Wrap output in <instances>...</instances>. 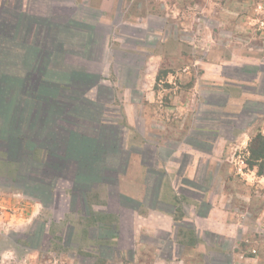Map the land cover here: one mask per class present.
<instances>
[{"label":"rangeland","instance_id":"374dc122","mask_svg":"<svg viewBox=\"0 0 264 264\" xmlns=\"http://www.w3.org/2000/svg\"><path fill=\"white\" fill-rule=\"evenodd\" d=\"M34 1L20 3L29 10ZM39 1L72 9L61 26L71 21L94 28L91 44L86 29L65 33V58L98 81L71 97L55 89L61 65L50 56L39 81L27 82L22 64H0V264H212V257L213 264H264V176L247 165L252 141L264 136V0ZM44 69L51 71L48 85L42 84ZM33 92L40 99L30 97ZM38 100L52 104L48 113L73 104L83 110L82 100L101 102L99 126L91 119L84 126L79 113L73 124L63 112L60 126L48 129ZM214 111L226 125L218 135V120L203 121ZM110 124L124 126L128 146L207 138V148L197 146L204 156L194 179L174 177L168 185L175 191L168 200L177 204L176 254L184 246L174 262L168 241L161 258L155 249L165 233L142 234L144 250L153 248L155 256H134L130 229L141 210L114 195L121 177L106 174L109 154L96 147L94 155L90 140L105 135L100 125ZM54 138L55 144L64 140L60 152L47 148ZM131 148L134 157L138 150ZM31 152L43 161L34 170ZM179 163L182 168L186 160ZM109 202L125 208L123 216ZM122 222L128 234L120 239Z\"/></svg>","mask_w":264,"mask_h":264},{"label":"crops","instance_id":"0c3cea01","mask_svg":"<svg viewBox=\"0 0 264 264\" xmlns=\"http://www.w3.org/2000/svg\"><path fill=\"white\" fill-rule=\"evenodd\" d=\"M9 1L11 3V0ZM10 3L9 5L11 6ZM33 4L36 5V7H31L33 5H30L31 8H29V10H24L23 8L15 10L8 5H0V37L4 36V29H7V31L9 32L14 31V23H16L15 20H17L21 15L25 19L30 21V23L28 24L24 23L23 25H21V28L17 30L25 36V40H17L22 42L24 46H22V48H19L21 50L17 52L13 49H8V51L2 55V60L5 62L9 60L10 63L13 61L14 65L22 64V68L24 72H26V78L27 74L31 73L33 69H35L36 71L38 70L37 72H35L32 80L39 81V75L41 74L40 68L42 65L43 67H45V62L47 60L45 38L47 24L45 21L49 20V23H58L61 25L63 24V21L66 22L68 14L73 13L72 11L69 12V10H72L69 7H62L60 5L50 6V4L45 5L44 2L42 3L39 0H35ZM64 15H66V17L62 18L61 16ZM55 18L58 19L57 23L52 21ZM59 21H62V23ZM14 40L15 39H13L12 41ZM56 58L58 60H61L58 57ZM53 59H55V57ZM53 59H51V61ZM68 61L67 63H72L71 60L69 62ZM54 62H56V59L54 60ZM38 86L39 85L35 86L34 88L38 89ZM35 95L36 94L33 92L30 97L34 98ZM102 108L103 105L101 104L100 106L99 104L100 114H102ZM36 111L37 109L35 110L34 108L33 118H35ZM95 112L96 110L94 111V113ZM44 114L45 111L42 112V121H44ZM126 117H129L127 112ZM205 118L206 117L203 116V121L206 123ZM132 119L134 120L133 117ZM102 127H105L110 131V137H108L106 140L104 138V135H102L101 137L100 135L98 136V138L100 137V139L98 140L99 145H101L99 146V148L101 147V151H103V153L106 152V154H109V158H107L106 155L103 163L105 161L111 162L110 164H104L106 169L109 170V172H107L106 174L110 176L113 175L118 178L121 177L119 180V188L117 192L114 193V195H117V199L119 198L132 200L133 202H135V204H137L136 207L141 210V213H135V222H133V227L132 229H130L131 243L133 246L137 247L134 256L141 257L145 251L149 252L150 255L155 256V250H153V248L150 251L144 250L145 247L142 245V243H140L142 234L157 236L160 233H165L166 237H164V239L161 240L162 237H160L157 240V243H154L155 246H157L155 249L158 253V257L161 258V246H163L162 244H164L165 241H168L170 247V259L171 262H174L175 260L180 258L184 250V246L179 245L181 246L182 250H179V252H177V256L176 250L178 251V246L176 243H174L176 237L172 232L173 228H175L176 225L172 214L175 213L177 204H172L173 200H171L172 202L168 200L167 194L169 193V191L171 193L175 192L174 190H169L168 185L174 177L178 178L180 176H183L185 178L193 180L197 175L196 166H198V161L201 156H204V154L201 153V149L194 147L192 145L193 143H190V139H187V141L185 140L183 143L175 139H165L166 142L164 141V144H160V140L157 139L156 143L158 144H155L156 147L153 146V148L151 146H147L146 148H144L143 144L139 146H133V144H131L130 146H128V139L127 136H125L123 125L117 126L114 124H110L103 125ZM48 128L52 129V127L50 126H48ZM73 128L75 129L76 127ZM215 140L216 139H214L213 141ZM42 142L43 141L39 139V144H41ZM195 142L198 143L197 145H208L207 138L205 137H202L201 140ZM212 144L213 145H211V149L215 151L217 141L215 143L213 142ZM127 147H132L131 149L133 150L137 149V154L132 157L128 153L129 150L127 149ZM181 160H186V164L182 168L179 163V161ZM173 187L174 189H176V186ZM107 196L111 199L112 192L110 190L109 192H107ZM0 204H2V202H0ZM91 204L96 203L95 201H92ZM117 204L119 203L109 202L108 205L110 208L112 207L113 210H117L118 207L121 208ZM124 209H118L122 212V216L124 214ZM169 209H171L172 211L169 212ZM124 225V222L120 224V239H123L124 234H128V229L126 230ZM120 248L121 246H119V249ZM213 254L220 259L222 258L220 253L213 252ZM213 260L214 257H212V264ZM216 261H218V263L220 264L219 259H216ZM216 261L214 264H216ZM161 262L162 264H166V261L163 259H161Z\"/></svg>","mask_w":264,"mask_h":264},{"label":"trees","instance_id":"16d2710c","mask_svg":"<svg viewBox=\"0 0 264 264\" xmlns=\"http://www.w3.org/2000/svg\"><path fill=\"white\" fill-rule=\"evenodd\" d=\"M10 7L14 8L15 10H18V9L22 8V4L18 0L17 3L14 6L11 5ZM15 21H16V23H14L15 24L14 31L9 32V31H7V29H4V36L0 37V64H2V62L5 63V61L2 60V55L5 54L8 51V49H13L14 51L17 52V51L21 50L19 48H22V46H24V44L22 42L17 41V40L19 39V40L23 41V40H25V36L22 35L17 30L19 28H21V25H23L24 23L28 24V23H30V21L25 19L22 15L20 17H18V19L15 20ZM45 22L47 24L46 25V28H47L46 29V36H45V38H46L47 57L50 56L51 59H53L55 57L56 62H58V64L61 65V72H58V74L60 73L59 74L60 80L56 82L55 86H57V87H55V89H58V90H62V89L64 90L65 89L66 92H69V94L71 93L70 96L73 97V95L76 94L79 90H81V88L86 89L85 86H88L90 88L92 86H94V84H96L97 81H98L96 76H94V75L93 76H87V75H90V74L86 75V74H84V71H82V73L79 74L80 67L78 69V66H74V65L68 64L67 63V59L65 58L67 53H68V51L65 48V45H66L65 44L66 43L65 42V37H66L65 33L72 32L73 29L75 31H77V33L78 32L82 33V32H84L83 30L86 29L87 35L89 37V41H90V44H91V41L93 39L92 35H93V32H94V28L93 27L82 26V25H80L78 23H74V22H71V21L68 22L69 25H67V27L66 26H61L60 24L57 25V24L49 23V20H47ZM63 22H65V21H63ZM72 26H74L75 28H72ZM56 27H58L57 30H55ZM76 27H81V28L79 30H77ZM99 34L100 33H98L97 35H99ZM69 38H71V37L68 36V38H66V40L69 41ZM13 39H15V40L12 41ZM94 50L92 52H90L88 55H92L94 53ZM72 53H73V51H72ZM96 54H94V55H96ZM56 57L60 58L61 60H58ZM89 59H91V58H89ZM54 60H53V62H54ZM8 63H9L8 66H10L11 65L10 62H8ZM27 66H28V64H27ZM41 68H40V70H41ZM37 71L35 69H33V71L31 73H28L26 81H27V79H29V81L32 80L33 76L35 75V72H37ZM49 72L51 74V71H49ZM48 74L49 73L47 71H45L44 79L42 78V82H43L42 84H44V85H46V84L48 85L49 82H50V78L47 76ZM79 75H81V76H79ZM78 77L81 78V79H77ZM29 81H27V82H29ZM42 84H40V85H42ZM37 85H39V84H37ZM37 85H35V86H37ZM37 97H38V95H35L34 98L37 99ZM41 97H43V95H41ZM38 99H40V97H38ZM47 102H49V101L48 100H45V101L44 100H40L38 102V104L40 105V104L43 103L44 106H43V108L41 110L42 112L45 111V114L43 116V119H44L43 122H45L44 123L45 125H47L46 122H48V126L52 127V130H54L56 127L60 126L59 122L61 121L60 118H61V115H62L63 112H65V113L69 112V118L70 119L72 118V121H73L72 123L73 124L76 123L74 118L78 117V116H72V115H74V114L77 115L76 113H79V116L83 117V119L85 121V122L84 121L83 122H84V124H86L84 126H87L90 123L91 120H92V122H95L98 125L99 120L101 119V115H100V111H99V104L94 102V101L82 100L81 101L82 103L80 104V106L83 108V110H79L77 108H74V104H73L72 108L71 107H67L64 110L61 109V108H56V109H53L51 111V113H48V112L50 111V107H52V104H49ZM226 103H227V101L225 100V104ZM95 110H96V112L94 113ZM70 112H71V114H70ZM248 112L251 113V111H248ZM229 115H231V114H229ZM205 117H206L205 118L206 122L207 121H211L213 123V122H216V120H218L219 124L221 125L219 128L216 127L218 130H216L217 132L215 133V135H218V134L221 133L222 126H226L225 122L222 121L220 116L217 118V115H216L215 111L212 112L208 117H207V115ZM87 119H91V120L87 121ZM229 121H231V122H228L229 124L230 123L234 124L233 120H229ZM100 128H103L105 130V131L103 130V133L106 132L105 135L100 133L99 134L100 137L102 135H104L105 136L104 137L105 140L108 137H110V131L108 129H106L105 127H102L101 125H100ZM48 129H51V128H48ZM201 129L202 128L196 129V132L197 133L200 132ZM72 130H77L78 131V129H76V128L72 129ZM212 130H213V128H212ZM202 131H205V130L203 129ZM70 132H71V134L73 133L72 131H70ZM200 135L201 134H197V135L193 136L194 140H193V138H191L190 139V143H193L192 145L194 147L200 146V148H202V149L207 148L208 147L207 145H203V144L197 145L198 143L195 142V141H198V140L202 139V137ZM100 137L95 139V141L90 139L92 141V143H94V146H95L94 155L97 154V148L96 147L99 148V146H100L99 145V141H98L100 139ZM30 139L31 138L29 136V139L27 140V142H29ZM48 140H46L45 142H48ZM62 142H64V140L63 141L60 140V142L58 144H55V138H54L53 142H52V147H47V148H51L52 152H55V151L60 152L62 150V146H61ZM252 143L253 144L250 145V156H251V158L247 162V165L250 168H252V169L255 168V167H258V175L259 176H264V136L258 134L257 137L254 138ZM197 148L199 149V147H197ZM31 154L32 155H29V157L27 159L30 160L31 162L34 161L33 163H35V164H33V166H32V169L34 170V167H36L37 165H40L41 163L43 164V161H38L36 159V157H35L36 152H31ZM89 197L90 196H88L87 198H89ZM89 213H90V216L92 218H93V216L96 215L94 212L93 213L89 212ZM105 215H108V214H105ZM108 216L110 217V215H108Z\"/></svg>","mask_w":264,"mask_h":264}]
</instances>
